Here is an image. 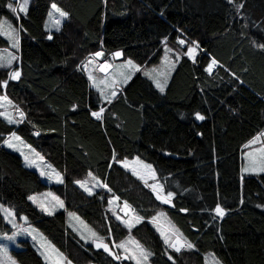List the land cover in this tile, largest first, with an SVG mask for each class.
Instances as JSON below:
<instances>
[{
  "label": "trees",
  "instance_id": "trees-1",
  "mask_svg": "<svg viewBox=\"0 0 264 264\" xmlns=\"http://www.w3.org/2000/svg\"><path fill=\"white\" fill-rule=\"evenodd\" d=\"M51 3L67 16L49 31ZM14 6L0 0V20L7 15L19 28L20 76L12 79L0 66V94L24 117L9 122L0 115V202L74 264H136L113 246L127 235L148 251L150 264H205L210 250L223 264H264V173H240L243 145L264 129V0H28L17 15ZM165 41L181 55L163 92L137 71L105 102L80 68L97 50L155 65ZM7 45L0 34V47ZM101 108L97 119L92 113ZM10 132L50 162L61 181H46L4 147ZM132 156L153 166L164 191L173 193L169 202L116 161ZM88 171L103 183L91 194L76 183ZM46 188L108 250L85 242L65 210L47 214L27 199ZM111 195L126 201L138 221L127 226L113 213ZM158 210L194 247L176 251L165 243L150 222ZM0 231H10L1 213ZM20 243L12 250L19 264H47L29 241Z\"/></svg>",
  "mask_w": 264,
  "mask_h": 264
},
{
  "label": "rangeland",
  "instance_id": "rangeland-1",
  "mask_svg": "<svg viewBox=\"0 0 264 264\" xmlns=\"http://www.w3.org/2000/svg\"><path fill=\"white\" fill-rule=\"evenodd\" d=\"M27 2L28 0H15V6L13 7L14 13L17 15V12L20 10V6H26ZM53 4L55 3L50 4L44 20V27L49 31L58 29L64 19V17H61L60 14L55 12L52 8ZM58 8L63 11L60 7ZM57 21H59V24L56 23ZM0 24L5 25L4 29L0 30V34L8 41L7 46L0 47V65H6L9 67L8 72L11 77V73L18 71L19 28L17 23H15V21L7 15L2 16ZM8 25L16 30L15 35H11V33H9L7 28ZM14 44L17 46H14ZM189 49H194L191 55L188 54ZM189 49L187 54L189 56H193L196 51V47H191ZM97 52L101 51L97 50L88 53L81 61L80 68L85 74L89 85L99 93L101 99L105 102L108 101L104 99V95L102 93L111 95L113 90L118 92L119 88L125 83V79L127 77L131 78V76L137 71H140L143 75L147 76L153 82L155 87L157 81H159L165 88L176 61L181 55V51L171 46L167 41L162 43V55L160 61L151 66H139L135 61L128 57H123V55L118 57L115 56L114 53L120 52L119 50L113 51L108 55L95 57L94 54ZM10 57H16V59L12 60V62L8 64L7 61ZM89 60L92 62L89 63ZM129 60L132 61V64L135 67L128 66ZM211 63L212 61L208 64V66ZM102 65H109L110 67H107L106 70L102 71ZM90 74L93 79L89 78ZM128 80L129 79H127V81ZM2 97H6V100H0V113H4L2 116L8 121V117H11L12 122H15L20 116L18 109L13 105L12 101L7 97V95H5V93L0 94V98ZM8 101L11 103L9 104ZM13 134L15 137H19V140L15 139ZM1 143L4 147L19 154L24 164L37 171L38 174L46 181H61L62 177L60 172L33 146L25 142L17 132H10L7 134ZM8 143H11L13 147H9ZM25 157H27V160ZM116 161L122 167L130 170L138 178L144 181L151 190L155 188L156 190L153 191L157 196L164 198L167 197V193L169 192L164 191L163 187L161 190L160 186L162 185L157 178L156 171L150 163L144 161L138 156L122 157ZM146 165H151V169L145 167ZM246 168L254 170L245 171ZM262 168H264V129L260 134L246 142L240 152L241 176L264 173V171L260 170ZM153 171L155 173L154 176L152 174ZM77 181H86V186L91 190V192L103 185L101 180L91 171H88L86 175L77 179L76 182ZM78 185L80 186V184ZM81 188L85 190V188ZM27 199L39 210L47 214L58 210H65V217L68 225L72 227V229H74L85 242L93 243L94 245L102 243L100 236L79 215L64 208V203L61 198L51 189L46 188L41 191L30 193L27 196ZM122 206L123 200H119L115 195H111L109 197V209L127 226L133 225L136 221H138V216L134 213V211L124 215L122 213ZM0 213L2 214L5 222L10 226V231H0V264H19L15 255L12 253V250L22 247V244L20 243V240L22 239L29 241L47 262V264H68V262H70V264H74L60 250H58V248H56L38 228L31 224L24 215H16L9 206L4 205L1 202ZM150 222L157 228L164 241L167 238L169 243H177V237L179 235V240L184 242L180 233L177 232L175 225L163 210H158L150 218ZM93 233H95V235H93ZM120 245L123 246L120 247ZM113 246L116 250H118L121 257L132 259L136 264H150L149 255L146 261L141 255V251L144 253H148V251L132 235L125 236ZM177 246H179V244ZM204 261L205 264H215V262L223 264L211 250L204 252ZM87 264L96 263L89 262Z\"/></svg>",
  "mask_w": 264,
  "mask_h": 264
},
{
  "label": "snow or ice",
  "instance_id": "snow-or-ice-1",
  "mask_svg": "<svg viewBox=\"0 0 264 264\" xmlns=\"http://www.w3.org/2000/svg\"><path fill=\"white\" fill-rule=\"evenodd\" d=\"M52 8L55 10V12L59 13L61 17H65V16H67V13L61 11V10L56 6V4H53V5H52ZM20 11H26V6H25V5H21V6H20ZM5 23H6V22H5ZM56 23L59 24V21H57ZM4 26H5L4 24H0V30H3V29H4ZM7 28H8L9 33H11V35H15V31H16L15 29L11 28L10 25H8ZM49 38H51V37H49ZM181 43H183V41H181ZM14 46H17V45L14 44ZM193 51H194V49H189V53H188V54L191 55V54L193 53ZM102 55H103L102 52H97V53L94 54L95 57H100V56H102ZM114 55L118 57V56L122 55V53H120V52H116V53H114ZM14 59H16V57H10V58L8 59V61H7L8 64H10V63L12 62V60H14ZM91 62H92V61L89 60V63H91ZM215 63H216V61L213 60L212 63L208 66V69H207V70H208V71H211V69H212V67L215 65ZM0 66H2V65H0ZM128 66H129V67H135V66L132 64V61H130V60L128 61ZM107 67H110V66H109V65H102V66H101V70H102V71H103V70H106ZM146 75H147V73H146ZM19 76H20L19 71H16V72L11 73V78H12V79H18ZM89 78H90V79H93L92 76H91V74L89 75ZM127 79H130V77H127V78L125 79V81H124L125 83L127 82ZM165 82H166V81H165ZM6 84H7V82L5 81V82H4V85L6 86ZM156 87L159 88L161 92L164 91V85L161 84L159 81H157V83H156ZM102 94L104 95V99L107 100L109 103H111L112 99H113L114 97H116V95H117V91H116V90H113V91L111 92V95L104 94V93H102ZM0 100H6V97H2V98H0ZM8 103L10 104L11 102L8 101ZM18 111H19V110H18ZM103 112H104V109L101 108L98 112H93L92 115H93L94 117H96L97 119H101V118H102V113H103ZM0 115H4V113H0ZM19 115H20L21 119H23V117H24V113H23V112H19ZM197 118H198V119H203L204 117H203V116H200L199 114H197ZM8 119H9V122H12L11 117H8ZM13 136H14V134H13ZM14 138L17 139V140H19V137H15V136H14ZM6 143H7V142H6ZM8 146H9V147H13V145H12L11 143H8ZM25 159L27 160V157H25ZM145 167L151 169V165H146ZM249 170H254V169H248V168L245 169V171H249ZM260 170H261V171H264V168H262V169H260ZM152 174H153V176L155 175L154 171H153ZM76 183L80 184L81 187L85 188V190H86V191H89V194H91V190H90L89 188H87V186H86V185H87V182H86V181H84V182L77 181ZM160 188H161V190H162V186H160ZM153 190L155 191L156 189L154 188ZM172 196H173V193L169 192V193H167V197H166V198H164V197H160V196H158V198H162V199H164V202H169ZM30 199H34V198H30ZM61 206H62V203H61ZM125 206L127 207V205H125ZM215 212H216V214H217L218 216H220V217H223L224 214H225L223 208H221L219 205H217V207L215 208ZM177 232H178V230H177ZM93 235H95V233H93ZM101 239H102V238H101ZM165 243H169V241H168L167 238H166V240H165ZM178 244H179V246H177ZM96 246H97V247H103L105 250H108V246H107V244L98 243ZM122 246H123V245H120V247H122ZM169 246H170V247H173L176 251H180L182 247H187V248H192V247H194L191 243H188V242H181V241L179 240V235H178V237H177V243H169ZM141 255L143 256V259L146 261L147 258H148V255H150V254H148V253H144L143 251H141ZM46 258H47V257H46ZM119 258H120V257L117 256V259H119ZM68 264H70V262H68ZM215 264H218V262H215Z\"/></svg>",
  "mask_w": 264,
  "mask_h": 264
},
{
  "label": "built area",
  "instance_id": "built-area-1",
  "mask_svg": "<svg viewBox=\"0 0 264 264\" xmlns=\"http://www.w3.org/2000/svg\"><path fill=\"white\" fill-rule=\"evenodd\" d=\"M215 67V65L212 67V69ZM127 205V207L125 206ZM133 211L132 207L126 202V201H123V206H122V213L124 215L128 214V213H131Z\"/></svg>",
  "mask_w": 264,
  "mask_h": 264
},
{
  "label": "crops",
  "instance_id": "crops-1",
  "mask_svg": "<svg viewBox=\"0 0 264 264\" xmlns=\"http://www.w3.org/2000/svg\"><path fill=\"white\" fill-rule=\"evenodd\" d=\"M262 132V130L258 133V134H260ZM258 134H255L253 137H251L248 141H250L251 139H253L256 135H258ZM247 141V142H248Z\"/></svg>",
  "mask_w": 264,
  "mask_h": 264
}]
</instances>
